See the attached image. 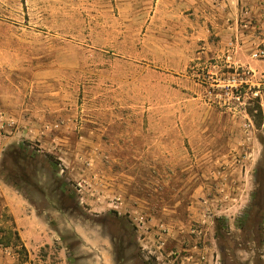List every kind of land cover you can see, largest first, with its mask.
Listing matches in <instances>:
<instances>
[{"label":"rangeland","instance_id":"1","mask_svg":"<svg viewBox=\"0 0 264 264\" xmlns=\"http://www.w3.org/2000/svg\"><path fill=\"white\" fill-rule=\"evenodd\" d=\"M196 6L0 0V264H86L81 221L111 264H264V0L225 42ZM6 188L61 241L22 250Z\"/></svg>","mask_w":264,"mask_h":264},{"label":"crops","instance_id":"2","mask_svg":"<svg viewBox=\"0 0 264 264\" xmlns=\"http://www.w3.org/2000/svg\"><path fill=\"white\" fill-rule=\"evenodd\" d=\"M166 2H178V0H164ZM249 1V0H248ZM192 2H196V7H201V5L206 6L209 9H212L213 19H216V24H218L217 31L218 35L221 37V42H225L230 35L228 29H226V22L228 17H234L237 14L236 5L239 0H223V2L214 3L213 0H192ZM230 5V12L226 13V8ZM218 9V10H217ZM218 11V12H217ZM249 37V36H248ZM240 62L242 65L249 64L252 66H264V64H259L256 62H251L249 59L245 57H241ZM2 197H4L5 203L8 206L10 212L14 217V222L16 224L17 229L19 230V236L23 241L25 247L28 249L30 254L32 255V251H34L37 247H40L45 244H53L55 242L61 241V237L55 232V230H51L49 224L44 225L42 216L38 214L34 206H32L28 199L20 192L12 189H4L2 191ZM89 224L86 222L78 223L75 225V231L78 233L79 237L86 243V248L90 249L91 254L87 252V256L81 258L86 262V264H111L102 259L106 256V247H95L92 243L91 238L89 237ZM94 237V239L98 238V235ZM103 239V237H102ZM96 249V250H94ZM60 260L56 261L55 264H72L67 257L63 255L65 253L66 247H60ZM100 254V255H99ZM103 257H101L102 255ZM3 255V254H2ZM4 258L9 260V257L2 256L1 259Z\"/></svg>","mask_w":264,"mask_h":264},{"label":"built area","instance_id":"3","mask_svg":"<svg viewBox=\"0 0 264 264\" xmlns=\"http://www.w3.org/2000/svg\"><path fill=\"white\" fill-rule=\"evenodd\" d=\"M252 15V8H250L248 5H244V7L241 10V16H242V22H243V27H249V21L248 19ZM231 57V56H229ZM252 58L259 60V59H264V48L263 49H258L255 52L252 53ZM245 80H240L236 75H233L232 78L229 79V82H232L233 84L237 83H244ZM249 126H252V124H249ZM248 127V126H247Z\"/></svg>","mask_w":264,"mask_h":264},{"label":"trees","instance_id":"4","mask_svg":"<svg viewBox=\"0 0 264 264\" xmlns=\"http://www.w3.org/2000/svg\"><path fill=\"white\" fill-rule=\"evenodd\" d=\"M254 111H256V113H259V116H260V118H261V122H260V123H263V120H262V118H263V110H262L261 105H258V106H257L256 108H254L252 111L250 110V111L248 112L249 115H250L251 117H255V116H256V115L254 114V113H255ZM12 234H15V235H16V239H18V241L21 242L20 245H21L22 250L27 251V248L25 247L24 243L21 241V238H20L18 232L16 231V232H13ZM0 242H1V240H0ZM1 243H3V242H1ZM10 245H11V244L8 243V244H6L5 246H10Z\"/></svg>","mask_w":264,"mask_h":264}]
</instances>
